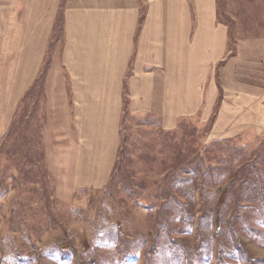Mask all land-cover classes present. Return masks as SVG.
I'll return each instance as SVG.
<instances>
[{"label":"crops","instance_id":"0c3cea01","mask_svg":"<svg viewBox=\"0 0 264 264\" xmlns=\"http://www.w3.org/2000/svg\"><path fill=\"white\" fill-rule=\"evenodd\" d=\"M126 95L165 131L199 116L213 140L264 132V0H0V146L41 100L59 200L110 181Z\"/></svg>","mask_w":264,"mask_h":264},{"label":"rangeland","instance_id":"374dc122","mask_svg":"<svg viewBox=\"0 0 264 264\" xmlns=\"http://www.w3.org/2000/svg\"><path fill=\"white\" fill-rule=\"evenodd\" d=\"M42 112L41 100L21 109L0 147V264H264V132L213 140L198 116L168 136L158 118L128 114L117 181L65 202L44 164ZM188 147L201 173L187 180L207 188L193 208L160 199Z\"/></svg>","mask_w":264,"mask_h":264},{"label":"trees","instance_id":"16d2710c","mask_svg":"<svg viewBox=\"0 0 264 264\" xmlns=\"http://www.w3.org/2000/svg\"><path fill=\"white\" fill-rule=\"evenodd\" d=\"M42 81H43V75H40V77L36 81V84L34 85V87L37 86L38 84H40L42 86ZM31 92L32 91H30L28 93V95H26V99H27V97L30 98ZM24 101H25V98H24ZM27 105H30V103L29 102L26 103L25 107L23 108V111H26ZM31 113H32V111L29 110L27 115L31 114ZM131 113L132 112L130 111V108H129V98L126 95L125 96V101H124L123 122H124L125 116L128 115V114H131ZM16 119H17V116L14 119V122L12 123L10 131L6 135L5 139L3 140L2 145L5 144L6 139L9 137V135L11 134V131L13 130L14 126L16 125L15 124V120ZM192 122H193V118H185V119L182 120V122L178 125V127L175 130L165 131V130H162L159 127V131H160V133H165L168 136H170V135L173 136V135L178 134V133L180 134V132H182L183 129L192 128V124H193ZM212 122L213 121L209 122L208 125L211 126ZM139 125L148 127V126H150V123L140 122ZM120 133H121V139H123L124 138L123 123H122V129H121ZM180 142L187 143L184 140V137H182L180 139ZM190 149L191 148L188 147V150H190ZM122 150H123V147H120V153L119 154L122 153ZM188 150L187 149L184 150V148L180 149L181 159H179V161L176 160L177 164L175 166H173V168H172L173 170H176L177 173L173 174L172 177L169 178L170 181L168 182V185L166 186V190H165L166 193L164 191V187L162 186L163 193H162V195H160V199L163 200V201H172L174 203H177V204L181 205L183 202L182 201H177V194H180L181 197L185 198L186 200H189V204H188L187 207L188 208H193V206H194L193 205V200H195L196 196L198 195V192L199 191L204 192V190L206 191L207 188L205 186H202L201 182H198L196 180H192V182H190L189 180H187L188 178H190L191 175L200 174L201 173L200 172V162H197L196 160L194 162V159L192 160V158H190V154L192 153V149L189 151L190 153L188 152ZM185 160H189V161H192V162L184 163ZM182 163H184L185 165H183ZM119 164H120V160H117L114 172L112 174V177H111L110 181L108 182V185L113 184L114 180L117 181V177L119 176L118 175ZM178 164H180V165H178ZM178 167H180V168H178ZM116 174H117V176H116ZM185 184L187 186V192L182 191V189L185 186ZM131 190H133V189H131ZM131 190H130V188H128V192L129 193L131 192ZM134 192H137V190H135ZM139 195H140L139 193L138 194L137 193H130V197L134 196V198L139 197ZM122 200H125L126 203L128 201H130V200L126 199V198H122ZM200 200H201L202 204H204L203 194L202 193L200 194Z\"/></svg>","mask_w":264,"mask_h":264}]
</instances>
